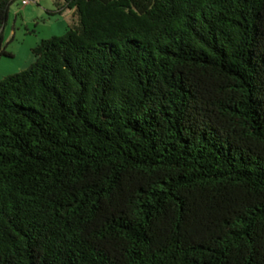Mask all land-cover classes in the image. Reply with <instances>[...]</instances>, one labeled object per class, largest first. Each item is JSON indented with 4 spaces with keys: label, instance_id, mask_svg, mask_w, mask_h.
I'll return each mask as SVG.
<instances>
[{
    "label": "trees",
    "instance_id": "16d2710c",
    "mask_svg": "<svg viewBox=\"0 0 264 264\" xmlns=\"http://www.w3.org/2000/svg\"><path fill=\"white\" fill-rule=\"evenodd\" d=\"M55 7L0 80V264H264V0Z\"/></svg>",
    "mask_w": 264,
    "mask_h": 264
},
{
    "label": "rangeland",
    "instance_id": "374dc122",
    "mask_svg": "<svg viewBox=\"0 0 264 264\" xmlns=\"http://www.w3.org/2000/svg\"><path fill=\"white\" fill-rule=\"evenodd\" d=\"M12 1L8 18L2 28L0 51L8 55H0V80L27 69L33 62L31 52L42 40L63 36L66 32V16L52 17L47 11L55 10V3L63 0H38L22 7L21 0Z\"/></svg>",
    "mask_w": 264,
    "mask_h": 264
},
{
    "label": "built area",
    "instance_id": "2783aa9c",
    "mask_svg": "<svg viewBox=\"0 0 264 264\" xmlns=\"http://www.w3.org/2000/svg\"><path fill=\"white\" fill-rule=\"evenodd\" d=\"M38 0H21L22 7H26L30 5L31 3H37Z\"/></svg>",
    "mask_w": 264,
    "mask_h": 264
},
{
    "label": "crops",
    "instance_id": "0c3cea01",
    "mask_svg": "<svg viewBox=\"0 0 264 264\" xmlns=\"http://www.w3.org/2000/svg\"><path fill=\"white\" fill-rule=\"evenodd\" d=\"M65 13H66V12L64 11L62 15H65ZM72 15H73V11H71V14H70L69 17H68V16L65 17V19H66L65 23H66L67 25L71 22Z\"/></svg>",
    "mask_w": 264,
    "mask_h": 264
}]
</instances>
